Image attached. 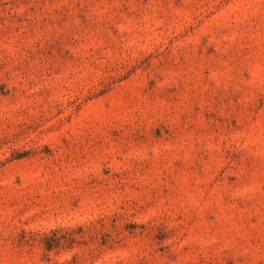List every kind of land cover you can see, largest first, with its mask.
Returning a JSON list of instances; mask_svg holds the SVG:
<instances>
[{
  "label": "rangeland",
  "instance_id": "374dc122",
  "mask_svg": "<svg viewBox=\"0 0 264 264\" xmlns=\"http://www.w3.org/2000/svg\"><path fill=\"white\" fill-rule=\"evenodd\" d=\"M0 264H264V0H0Z\"/></svg>",
  "mask_w": 264,
  "mask_h": 264
}]
</instances>
